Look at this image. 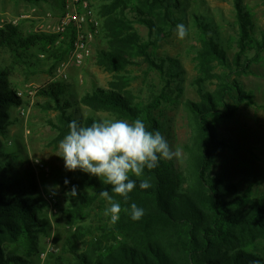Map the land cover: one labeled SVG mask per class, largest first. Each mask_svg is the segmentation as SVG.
I'll list each match as a JSON object with an SVG mask.
<instances>
[{"label": "trees", "instance_id": "trees-1", "mask_svg": "<svg viewBox=\"0 0 264 264\" xmlns=\"http://www.w3.org/2000/svg\"><path fill=\"white\" fill-rule=\"evenodd\" d=\"M104 1L109 2L111 11L106 22L109 47L100 50L99 61L109 69H122L138 58L163 74L166 60L157 63L149 48L170 36L176 25L186 19L177 10L183 4L177 0ZM235 10V38L231 40L237 50L231 59L219 43L221 38L212 20L201 14L192 16L201 39L197 55L200 70L207 77L213 74L217 87L204 91L197 82L200 99L185 103L191 121L190 142L184 147L186 165L161 160L157 168L146 169L144 177L132 176L136 188L129 194L127 204L112 192L110 185L79 171L82 176L74 184L86 192H77L66 209L71 224H77V216L88 215L86 209L95 204L104 215L110 207L100 195L105 190L122 207L130 208L131 203H136L144 209V215L134 221L129 213L121 212L116 224H111L107 216L106 220L76 225L80 248L70 247L71 257L59 256L56 264H264V191L251 187L241 190L236 182L211 169L217 152L227 145L219 137L217 123L232 118L240 104L253 102V93L233 76L249 72L254 62L264 64V32L256 33L252 15L243 10L238 0ZM129 14L134 18L130 19ZM133 22L144 24L152 39L143 41ZM76 33L73 24L62 33H47L22 32L18 25L4 22L0 25V49L8 48L14 63L27 58L32 48L60 61L71 50ZM216 65L222 69L219 74L210 70ZM171 66L175 67L173 62L169 69ZM9 75V69L0 67V264H29L27 257L35 249V234L43 230L39 229L43 205L28 195L27 187L9 171L5 159L2 138L12 123L8 120L9 110L23 104ZM168 83L167 80L159 94H152L149 102L134 101L128 93L114 88H94L78 102L129 122L140 118L148 130L161 132L162 123L154 112L162 101L171 98ZM65 87L63 82L48 81L36 89L37 96L46 99L45 108L57 112L54 127L60 139L73 119L83 125L99 120L92 114L79 116L74 107L77 101L65 95ZM142 179L148 180L147 189L139 187Z\"/></svg>", "mask_w": 264, "mask_h": 264}, {"label": "rangeland", "instance_id": "rangeland-1", "mask_svg": "<svg viewBox=\"0 0 264 264\" xmlns=\"http://www.w3.org/2000/svg\"><path fill=\"white\" fill-rule=\"evenodd\" d=\"M238 1L243 10L252 15L256 33L264 32V0ZM63 2L0 0V23L2 19H17L15 25L22 32L57 33ZM87 2L91 15L83 26V33L87 38L88 55L82 63L73 60L72 48L60 61L49 59L46 54L32 48L28 57L19 63L13 62L8 48L0 49V67L9 69L8 80L23 99L21 106L9 110L8 120L12 123L2 138L7 154L5 159L9 163V171L17 174L27 187L28 195L43 205L39 212L43 220L39 229L43 230L35 234V249L27 257L29 264H56L59 256L71 257L70 247L81 246L75 237V226L107 219L95 204L86 209L88 215L77 216V224H71V218L66 214L73 199L70 190L82 174L80 170L68 172L64 168L63 158L57 155L61 140L54 127L57 112L45 108L46 99L37 96L36 89L48 81L63 82L65 95L77 101L74 107L79 116L92 114L95 119L114 120L121 118L108 111L94 110L78 100L94 88H114L128 93L134 101L149 102L152 94H159L168 80L171 98L168 102L162 101L154 113L162 123L161 133L170 146L180 149V155L172 160L175 165L182 166L186 165L184 147L191 137L190 113L185 103L200 99L197 82L204 91H213L217 87V78L213 74L207 77L200 70L197 55L201 39L192 23L193 14L212 20L221 38L219 43L229 59L237 50L231 40L235 38L236 0H177L183 4L177 10L185 14L186 19L180 23L187 27L188 35L183 40L179 39L175 27L170 36L154 42L149 48L157 63L166 60L164 73L138 58L122 69H109L99 61L100 50L109 47L106 29L111 14L109 2ZM128 16L134 18L131 14ZM132 26L143 41L152 39L144 24L133 22ZM171 62L175 67L169 69ZM210 70L218 74L222 72L218 65ZM233 77L245 90L253 93V102L240 104L232 118L221 119L217 123L219 137L227 145L217 152L211 169L213 173H220L225 179L236 182L241 190L251 187L254 191H264V64L254 62L249 66V72ZM65 179L68 184L64 183ZM77 192L86 190L77 189Z\"/></svg>", "mask_w": 264, "mask_h": 264}, {"label": "clouds", "instance_id": "clouds-1", "mask_svg": "<svg viewBox=\"0 0 264 264\" xmlns=\"http://www.w3.org/2000/svg\"><path fill=\"white\" fill-rule=\"evenodd\" d=\"M175 31L181 40L188 35L183 23L177 24ZM67 127L68 132L59 141L57 153L63 158L64 168L68 172L80 170L95 176L101 183L110 185L112 192L119 194L125 204L136 188V180L132 176L144 177L146 169L153 170L161 160L170 161L180 155L179 148L173 149L159 130H148L140 118L131 122L125 119L94 120L90 125L73 119ZM64 183L69 181L65 179ZM149 186L147 179H142L139 184L141 189ZM76 191V186H73L70 194L75 196ZM100 195L110 205L104 215L110 216L111 224L119 221L121 212L129 213L134 221L144 215V209L136 203L125 208L108 191H102ZM254 264H259V261Z\"/></svg>", "mask_w": 264, "mask_h": 264}, {"label": "built area", "instance_id": "built-area-1", "mask_svg": "<svg viewBox=\"0 0 264 264\" xmlns=\"http://www.w3.org/2000/svg\"><path fill=\"white\" fill-rule=\"evenodd\" d=\"M91 15V8L87 0H64L62 8V16L56 27V32H64V30L73 24L76 27V37L73 40L72 45V58L80 64L84 58L88 55L87 38L83 33V26L88 22ZM8 22L16 24L17 19L1 20V23ZM20 96L21 93L17 92Z\"/></svg>", "mask_w": 264, "mask_h": 264}]
</instances>
